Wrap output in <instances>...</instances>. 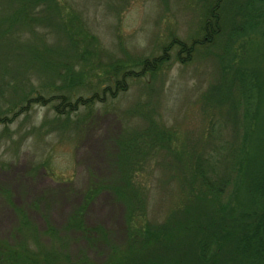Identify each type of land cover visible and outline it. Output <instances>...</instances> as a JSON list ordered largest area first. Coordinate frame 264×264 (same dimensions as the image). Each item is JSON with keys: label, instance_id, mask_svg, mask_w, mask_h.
Returning a JSON list of instances; mask_svg holds the SVG:
<instances>
[{"label": "rangeland", "instance_id": "rangeland-1", "mask_svg": "<svg viewBox=\"0 0 264 264\" xmlns=\"http://www.w3.org/2000/svg\"><path fill=\"white\" fill-rule=\"evenodd\" d=\"M63 3L78 12L86 27L98 37L103 51L100 59L105 62L118 59L130 64L136 58L156 56L175 37L189 45L194 43L195 49L191 59L183 63L177 58L178 47L174 46L169 63L157 75L129 77L126 91L97 104L92 121L81 134L60 128L55 114L41 105H35L29 114L21 115L9 127L0 124L2 237L11 234L17 221L13 204L2 189L11 192L14 205L23 206L39 227H44L45 217L61 226L81 202L93 176L106 181L115 179L118 137L134 139L145 134L150 116L174 132L172 146L176 153L169 151L154 156L139 177L146 189L147 217L156 224L167 221L189 204L187 190L195 154L202 156L203 170L231 171L232 158L248 132L247 121L251 122V131L264 129L260 119L247 115L242 82L238 78L232 82L235 76L232 71L229 73L231 55L248 51L238 67L264 75L263 35L260 31L253 35L258 42L244 38L233 43L232 32L229 35L233 26L231 13L224 3L220 12L222 29L211 44L203 42L205 31L200 27L206 0H63ZM0 10L8 14L11 8L6 5ZM241 20V16H235V24ZM18 29L24 27L20 25ZM60 32L51 33L53 42L58 40L57 46L71 55L70 46ZM23 38L29 40L32 36L27 31ZM40 40L32 38L29 44ZM16 46L11 41L0 43L1 105L18 94L7 83L11 80L9 73L16 66L23 68L30 60L29 54L24 60H21L24 54L16 57ZM61 52V57L66 59ZM43 80L48 83L51 77L45 75ZM257 94L254 86L251 95L255 98ZM236 101L241 103L238 108L232 107ZM253 110L250 106V111ZM43 121L46 126L41 128ZM244 146L249 149L251 145ZM124 205L110 190H102L88 206L86 221L90 226L107 228L111 239L124 245ZM198 209L183 210L178 217L186 221L183 217H191ZM83 249L97 262L104 260L109 252L104 243L96 247H88L82 240L74 243L76 255Z\"/></svg>", "mask_w": 264, "mask_h": 264}, {"label": "trees", "instance_id": "trees-1", "mask_svg": "<svg viewBox=\"0 0 264 264\" xmlns=\"http://www.w3.org/2000/svg\"><path fill=\"white\" fill-rule=\"evenodd\" d=\"M206 1V13L200 26L205 31L203 42L211 44L222 29V3L231 13L233 26L229 35L232 32L233 43L244 38L255 42L253 35L259 31L264 39V0ZM6 5L11 11L7 14L0 10L3 21L0 22V43L14 42L16 57L24 54L21 60L30 55L23 68L16 66L9 73L11 80L7 83L18 94L0 104V124L6 127L21 115L29 114L35 105H41L55 114L60 128L81 134L92 121L97 104L126 91L129 77L157 75L169 63L174 46L178 47L177 58L183 63L191 59L195 49L194 43L189 45L175 37L156 56L136 58L130 64L118 59L105 62L100 59L103 51L98 37L63 0H0V8ZM235 16H241L242 22L235 24ZM20 25L23 30L18 29ZM27 31L33 39L39 37L40 42L29 44L32 38H23ZM55 31H61L71 55L57 46L58 40L53 42L51 33ZM60 50L66 59L61 57ZM237 52L230 57L232 63L229 62V73L235 76L232 82L237 78L242 82L245 111L260 119L263 126L264 75L261 77L258 72L256 75L238 67L248 51ZM238 60L240 65H237ZM44 74L51 77L48 83L43 82ZM254 86L258 93L255 98L251 95ZM240 104L236 101L232 107L238 108ZM250 106L254 107L253 111ZM147 120V136L145 133L134 139L118 137L115 179L106 181L93 176L81 202L61 226L45 217L44 227H39L23 206L14 205L11 192L2 189L13 204L17 221L8 237L0 236V264H264V129L251 131V122L247 121L248 132L232 158L231 171L203 170V158L195 154L187 190L189 204L183 210L199 209L191 217H183L186 221L178 217L183 213L180 210L177 216L156 224L147 217L146 189L139 177L154 156L169 151L176 153L172 146L174 132L152 116ZM45 126L43 121L41 128ZM248 144L249 149L244 146ZM106 189L125 203L124 245L115 243L107 228L90 226L86 221L88 206ZM80 240L88 247L107 244L109 252L105 259L94 261L86 249L76 255L73 245Z\"/></svg>", "mask_w": 264, "mask_h": 264}]
</instances>
